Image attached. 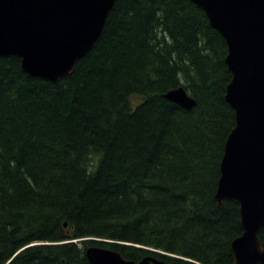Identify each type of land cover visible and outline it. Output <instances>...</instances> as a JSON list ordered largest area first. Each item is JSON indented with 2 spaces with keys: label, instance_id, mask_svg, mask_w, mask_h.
Here are the masks:
<instances>
[{
  "label": "trees",
  "instance_id": "1",
  "mask_svg": "<svg viewBox=\"0 0 264 264\" xmlns=\"http://www.w3.org/2000/svg\"><path fill=\"white\" fill-rule=\"evenodd\" d=\"M227 55L191 0H116L71 75L0 56V264H91L89 246L234 264L240 206L214 199L236 124ZM179 87L193 109L163 97Z\"/></svg>",
  "mask_w": 264,
  "mask_h": 264
},
{
  "label": "water",
  "instance_id": "2",
  "mask_svg": "<svg viewBox=\"0 0 264 264\" xmlns=\"http://www.w3.org/2000/svg\"><path fill=\"white\" fill-rule=\"evenodd\" d=\"M228 46L231 81L226 100L236 115L221 161L215 201L240 206L243 234L231 244L234 264H264V0H191ZM116 0H0V56H16L30 77L56 82L74 72L100 38ZM191 110L196 100L183 88L163 95ZM91 264H167L154 257L140 262L118 251L90 246Z\"/></svg>",
  "mask_w": 264,
  "mask_h": 264
},
{
  "label": "rangeland",
  "instance_id": "3",
  "mask_svg": "<svg viewBox=\"0 0 264 264\" xmlns=\"http://www.w3.org/2000/svg\"><path fill=\"white\" fill-rule=\"evenodd\" d=\"M138 101H139L138 98H133V102H134V103H137ZM15 255H17V254H15ZM15 255H14V256H15ZM12 259H13V257L10 259V261H11Z\"/></svg>",
  "mask_w": 264,
  "mask_h": 264
}]
</instances>
